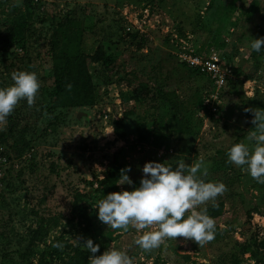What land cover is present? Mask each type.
Wrapping results in <instances>:
<instances>
[{
	"label": "rangeland",
	"instance_id": "obj_1",
	"mask_svg": "<svg viewBox=\"0 0 264 264\" xmlns=\"http://www.w3.org/2000/svg\"><path fill=\"white\" fill-rule=\"evenodd\" d=\"M231 1L34 0L30 34L40 38L29 60L21 55L19 46L9 47L0 41V88L13 83L11 75L16 71L36 72L41 84L33 107L21 100L7 122L0 124L1 131L11 122L14 138L29 141L22 157L11 161L0 178V264H63L74 249L86 250L76 244L77 237L81 243L91 239L98 244L97 255L112 246L126 250L134 264H222L228 251L242 254L250 242L264 254L259 246L264 240V184L233 164L232 172L226 174L221 169L206 177L223 182L229 196L214 219L215 238L203 247L177 238L144 252L134 244L139 235L135 229L113 230L99 221L93 197L95 178H102L113 162L120 167L129 165L128 176L133 186L139 187L146 162L175 167L178 160H184L192 165L216 149H227L239 135L247 143L253 125L252 114L245 109H264V56L250 62L248 53L252 40L258 38L260 22L257 16L244 21L243 0L230 18L225 16L224 7ZM260 3L264 6V0ZM0 5L24 9L22 0H0ZM144 7L148 9L146 17ZM12 18L9 10H0V35L7 34L5 27ZM65 18L81 22L85 54L92 55L102 46L104 55L89 64L96 102L55 109L54 119L45 109L52 78L44 53L53 24ZM135 20H145L142 30L132 23ZM182 47L201 53L213 48L226 64L243 71L256 67L253 80L239 77L231 81L224 88L216 115L198 111L209 83L179 61ZM137 81L147 83L150 90L139 101L130 99L131 83ZM156 85L174 88L177 109L187 119V125L182 124L180 132L169 138L167 129L173 121H169L170 115L157 116L152 94ZM105 113L124 118V139L115 135ZM45 126L50 133L38 136ZM145 127L163 137L160 147L141 142L138 132L143 133ZM158 149L163 150L162 157H157ZM118 186L129 191L133 187ZM56 243L63 245L61 258L53 254ZM241 264L264 263L254 262L250 253L244 252Z\"/></svg>",
	"mask_w": 264,
	"mask_h": 264
},
{
	"label": "clouds",
	"instance_id": "obj_2",
	"mask_svg": "<svg viewBox=\"0 0 264 264\" xmlns=\"http://www.w3.org/2000/svg\"><path fill=\"white\" fill-rule=\"evenodd\" d=\"M251 49L257 53L264 49V37L253 39ZM11 79V85L0 88V124L7 122L21 100L33 107L41 87L36 72L16 71ZM245 112L252 114L253 128L248 131L247 143H234L228 149L227 162L264 184V109L246 108ZM129 171L130 166L121 169L118 185L133 186ZM142 171L139 187L110 192L97 201L95 208L100 222L113 230L135 229L139 235L134 244L144 252L160 247L167 239L183 238L203 247L215 238L216 222L208 214L207 205L209 202L215 205L227 186L206 180L208 171L202 159L192 165L178 160L175 167L150 161ZM74 239L90 253L89 264H134V258L126 250L112 246L97 255L100 246L91 239L84 243L80 237ZM54 247L63 245L56 243Z\"/></svg>",
	"mask_w": 264,
	"mask_h": 264
},
{
	"label": "trees",
	"instance_id": "obj_3",
	"mask_svg": "<svg viewBox=\"0 0 264 264\" xmlns=\"http://www.w3.org/2000/svg\"><path fill=\"white\" fill-rule=\"evenodd\" d=\"M162 2L163 0H157ZM240 0H232L227 6L224 7V14L227 17H231L232 14L239 8ZM243 19L245 22H250V20L257 16L260 24L257 25L258 38L264 37V6L261 5L260 0H243ZM34 0H22L24 6L23 11L20 9H15L14 6H2L0 5V10L9 13L13 16L10 20L8 26H6L7 34L0 35V41L5 42L9 47L19 46L21 49V55L29 60L32 52L35 50V44L38 42L40 37H32V16L34 9ZM82 34L83 28L80 21L72 18H65L56 22L52 26L51 34L47 41L48 49L44 53V60L49 63V76L52 78V85L46 90L47 105L45 106L46 111L53 116V111L55 109L65 108H75L82 106H92L97 99V91L92 82V77L89 72V64L91 62L99 61L103 59V48L98 46L92 55L85 54L82 51ZM141 44L137 45L140 48ZM256 56H264V49L259 53L251 51L248 53L250 62L254 60ZM185 65V64H184ZM186 66V65H185ZM187 67V66H186ZM189 68V67H187ZM195 74L198 72L195 69L189 68ZM233 79L229 80L225 87L235 79L241 77L243 80H253V73L256 72V67L253 70L243 71L239 67L232 66ZM44 79V78H43ZM264 82V78L262 79ZM130 84V81H129ZM224 87V88H225ZM147 83L142 81L131 83V93L130 99L139 101L143 95L149 92ZM152 94L156 102L157 116L163 119L170 115L169 121H173L170 129H167V137L169 138L172 134H178L182 127V124L187 125L186 116L181 114L177 105L175 104V90L170 85H156L152 90ZM203 95V94H202ZM201 96L199 101V110L210 115L207 110L202 106ZM197 111V113H198ZM131 113V112H128ZM126 111L123 112V115ZM109 122L114 128L115 135L124 139V118H115L114 114H109ZM56 119V116H53ZM165 128V126H163ZM188 126L184 129L186 130ZM50 128L45 126L42 128L41 133L38 136H46L50 133ZM13 124L11 122L7 123L6 130L0 131V147L1 153L7 157L10 161L14 159H20L24 154L25 150L29 148V141L25 139H16L13 136ZM139 139L141 142H147L153 146L160 147L162 138L159 133L153 135V131L149 127H145L143 133L138 132ZM159 134V135H158ZM243 135H239L235 140L228 146L225 150L216 149L213 154L205 155L202 159L204 161V166H207L208 174L211 172L223 170L222 172H232V164L227 162V151L234 144L242 142ZM198 162V161H197ZM8 165V167L10 166ZM120 167L116 163H111L108 169L105 171L102 178H95L94 190L96 195H94V204L97 201L104 198L110 192L121 191L118 186L121 169L128 167ZM8 167L5 173L8 170ZM29 167H33L30 164ZM22 170H19L21 173ZM128 175V173H127ZM93 184V182H92ZM229 189V188H228ZM224 195V196H223ZM221 196H218L215 201V205L209 202L207 205L208 214L212 218H216L220 215L223 205L224 198L229 196L228 190ZM223 196V197H222ZM98 212V209H96ZM170 249H175L176 247L169 245ZM254 243H249L243 249L244 252H249L254 262L264 263V254L259 251V248L254 247ZM260 248H264V240L259 243ZM61 248L54 247L53 254L57 255L58 258L62 257ZM242 253V254H243ZM242 254L234 249L228 251L224 255V261L222 264H241ZM89 252L84 249H74L73 253L67 254V258L63 261V264H89L88 257ZM189 259L188 255L183 256ZM51 261H44L41 264H50Z\"/></svg>",
	"mask_w": 264,
	"mask_h": 264
},
{
	"label": "built area",
	"instance_id": "obj_4",
	"mask_svg": "<svg viewBox=\"0 0 264 264\" xmlns=\"http://www.w3.org/2000/svg\"><path fill=\"white\" fill-rule=\"evenodd\" d=\"M143 11V15L146 17L148 15V9L144 7ZM132 23L138 28L135 27L137 30H142L141 25L145 24V20H135ZM178 58L181 63L189 68L195 69L206 78L209 86L204 90L202 95V106L210 115H216L220 111L224 87L234 77L232 65L226 64L219 53L213 48L209 49L206 53H201L190 48L182 47ZM107 115L108 113L104 114L105 119H107ZM1 149L0 147V178H3L8 165H10V161L1 153ZM156 154L157 157H162L164 152L158 149Z\"/></svg>",
	"mask_w": 264,
	"mask_h": 264
}]
</instances>
